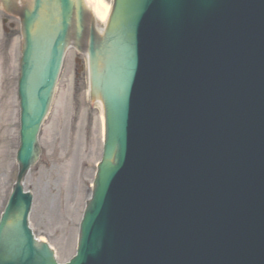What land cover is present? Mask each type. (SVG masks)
Returning a JSON list of instances; mask_svg holds the SVG:
<instances>
[{
  "label": "water",
  "instance_id": "1",
  "mask_svg": "<svg viewBox=\"0 0 264 264\" xmlns=\"http://www.w3.org/2000/svg\"><path fill=\"white\" fill-rule=\"evenodd\" d=\"M15 1L0 0L21 19L24 39L18 91L20 175L0 221V264H57L50 247L38 243L29 227L31 195L30 200L23 196L22 182L41 153L38 137L65 52L73 40L82 43L88 33L87 12L83 0H30L22 7ZM151 1L115 0L104 35L97 36L94 28L89 33L91 88L105 109V146L78 253L68 264H185L176 259L181 254L195 264H261L264 155L257 157L255 152L264 145V2L245 0L247 9L239 0H193L209 2L207 7L222 2L219 6L235 20V28L225 29L227 39L222 34L202 35L213 45L204 48V61L209 64L208 54L212 60L221 54L223 43H256L240 52L258 56L260 73L242 93L213 92L221 99L215 102L217 107L227 108V103L233 117L252 121L238 148L221 141L220 127L213 123L216 115L211 128L199 116L203 121L196 131L202 129L207 136L194 140L198 149L192 152L157 142L154 124L170 114L153 116L149 111L157 93H147L153 86L144 77L147 58L163 73L176 72L179 62L173 58L159 62L155 46L145 42ZM212 13L207 10L202 16ZM242 37L247 39L241 41ZM193 44L187 43L185 49L193 51ZM192 71L186 70L188 78ZM202 75L197 83L206 90L218 86L208 70ZM212 104L205 107L210 113Z\"/></svg>",
  "mask_w": 264,
  "mask_h": 264
},
{
  "label": "rangeland",
  "instance_id": "2",
  "mask_svg": "<svg viewBox=\"0 0 264 264\" xmlns=\"http://www.w3.org/2000/svg\"><path fill=\"white\" fill-rule=\"evenodd\" d=\"M20 51L19 22L0 12V217L18 175ZM82 58L74 51L66 57L40 132L42 155L25 180V189L34 195L31 228L52 246L60 263L76 253L80 223L103 149L102 108L89 101L85 61L75 63ZM73 171H83L84 177L73 181Z\"/></svg>",
  "mask_w": 264,
  "mask_h": 264
},
{
  "label": "bare ground",
  "instance_id": "3",
  "mask_svg": "<svg viewBox=\"0 0 264 264\" xmlns=\"http://www.w3.org/2000/svg\"><path fill=\"white\" fill-rule=\"evenodd\" d=\"M20 1L23 0H19V2ZM86 1L89 9L93 12V15H95V18L97 20L98 30H100L101 33V29H103L104 25L107 23L109 19V15L111 11L109 3L106 0H86ZM70 177L73 181H77V178L79 179L84 177V172L82 171L80 173V171H75V172L73 171ZM41 241L44 242L43 239Z\"/></svg>",
  "mask_w": 264,
  "mask_h": 264
}]
</instances>
